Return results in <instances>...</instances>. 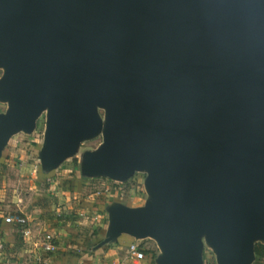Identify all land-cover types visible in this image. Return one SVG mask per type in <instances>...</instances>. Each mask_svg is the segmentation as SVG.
Listing matches in <instances>:
<instances>
[{"label": "water", "instance_id": "1", "mask_svg": "<svg viewBox=\"0 0 264 264\" xmlns=\"http://www.w3.org/2000/svg\"><path fill=\"white\" fill-rule=\"evenodd\" d=\"M0 159L48 109L41 169L147 173L143 206L105 205L97 250L156 240L154 264H252L264 244V0H0ZM104 143L79 152L98 134ZM2 219L0 218V224Z\"/></svg>", "mask_w": 264, "mask_h": 264}, {"label": "rangeland", "instance_id": "2", "mask_svg": "<svg viewBox=\"0 0 264 264\" xmlns=\"http://www.w3.org/2000/svg\"><path fill=\"white\" fill-rule=\"evenodd\" d=\"M5 73V69L0 67V80ZM9 108V104L6 101L0 100V115L5 114ZM101 120L103 121V129L96 135L84 139L79 145V152L86 153L88 151L96 152L104 143V126L106 123V109L100 107L98 109ZM48 127V109L43 110L35 121V127L32 132L20 131L12 136V139L5 150V154L0 159V205L3 208L17 204H21L26 207L28 214H32L34 218L37 215L36 211H31L34 208L33 202L38 193V170L40 167L39 161L36 160L37 149L40 148L43 143ZM80 158H70L63 163V166L58 169V178L61 176H69V178L76 175L80 169ZM147 173L144 171H136L128 180L117 181L113 180L109 176H95L82 179L74 186L77 191L73 193L68 185L66 191L70 192V202H73V208L71 212H68L69 219H72L75 226L78 227L80 235L90 236L94 242H98L103 239L108 218L105 217V205L112 202H121L132 207L143 206L148 198V192L145 186V180ZM67 182V181H66ZM50 183H54L53 179ZM57 185V182L54 184ZM55 198L53 197V206L56 204L60 206L66 203L67 199L63 195L61 189H54ZM17 195V200H15ZM51 197V193L49 192ZM55 199V200H54ZM136 204H141L136 206ZM57 208V207H56ZM55 208L56 217L61 220L65 218L63 212L57 214ZM54 209V207H53ZM13 213V212H11ZM31 217V219H33ZM34 220V219H33ZM35 221V220H34ZM40 233H44L40 232ZM45 234V233H44ZM143 243L150 254L147 262L142 264H153L155 257L159 254L160 249L156 240L152 238H146L138 240ZM203 249L202 256L205 264H218V257L213 246L210 245L206 236L203 237ZM262 244L261 240H257V244ZM116 244H110L105 248V253H111ZM120 247L127 249L126 244H120ZM126 246V247H125ZM119 249L122 256L125 257L126 251ZM153 258V261L151 259ZM127 258V255L125 259ZM122 261V260H120ZM128 264H131L127 260ZM155 263V262H154ZM252 264H264V258L259 257L256 254L255 260Z\"/></svg>", "mask_w": 264, "mask_h": 264}, {"label": "crops", "instance_id": "3", "mask_svg": "<svg viewBox=\"0 0 264 264\" xmlns=\"http://www.w3.org/2000/svg\"><path fill=\"white\" fill-rule=\"evenodd\" d=\"M62 166L63 164L61 167ZM58 176L59 175L56 174V176L53 178L54 183H52L49 192L51 193V197L55 198L53 190L61 189L67 201L60 206L54 204L53 211L57 207V214L63 212V215L65 214L64 217L68 219L57 220L53 217L54 215L50 218L42 216L43 210L37 206H32L34 209L31 211L37 212V215H35L33 218L31 213L28 214L26 207L21 204H17V201H15L16 203L12 206H8L6 208L1 207L2 213H0V218L2 219V223L0 226L2 225V227L0 228V264H128L127 258L125 259L127 254H125V257H123L121 251L119 250L123 248L119 246L120 244H126V246H128L130 237L127 235H122L118 241L114 243L116 245L113 248V251H111V253H106L105 256L97 254L93 256L85 253L77 256L79 253H75V251L77 252L79 249L82 250L83 247L75 242L76 238L74 234H79L80 231L78 230V227L75 226L74 222L71 224L72 219H69L68 214V212H71V209L74 206L73 202H70V198L68 197L71 193L67 192V188L64 187L66 181L69 179V176H61L60 178H58ZM56 182L57 185H54ZM14 197L15 200H17L18 196L15 195ZM139 205L141 204H136V206ZM19 213L28 216L30 220L29 225L31 228V235L29 237L25 238L22 236L24 240L22 245L20 244L19 235L17 234L16 236V233H14L12 229L6 227V222H11L5 219V217L8 215H17ZM103 213H105V217L107 219V213ZM31 217L35 221L31 219ZM107 225H105L106 229ZM43 231L45 234L51 233L53 235V243L56 246V249L49 253H43V261L37 262L36 258L40 252H37L34 244L41 239L44 233L40 232ZM8 241L12 242V244L6 245V242ZM123 249L127 253V249Z\"/></svg>", "mask_w": 264, "mask_h": 264}, {"label": "trees", "instance_id": "4", "mask_svg": "<svg viewBox=\"0 0 264 264\" xmlns=\"http://www.w3.org/2000/svg\"><path fill=\"white\" fill-rule=\"evenodd\" d=\"M38 151H39V148L37 149L36 160H38L37 159ZM56 172H58V170L46 173L41 169V167H39V170H38V176L39 177L37 180H38V185L40 187H39L38 193H36V196L34 198L33 206H37V207L41 208L43 210L42 216H45L48 218L52 217L55 214L53 211V199L49 195V190L51 188L50 180L56 176ZM82 179L83 178H81L80 173L78 172L74 176L71 175V177L67 180L66 184L69 187H71L70 189L72 191L75 192V191H77V189H75L74 186H76L77 183L80 182ZM17 215H22V214L19 213ZM53 217L56 218L57 220H61L60 218L56 217L55 215ZM1 227H2V225L0 226V228ZM6 227L12 229L13 232L16 233V236H17V234L19 235L20 244L22 245L23 241H24L23 237H22L23 236L22 231L24 229V226H22L18 223H15V222H11V223L6 222ZM74 236L76 238L75 242H77L81 247H83L82 250L79 249L77 252L75 251V253H79L78 255L74 253L77 256H79L80 254H83V253L90 254L93 256L96 254L102 255L105 253V248L108 247V246H104V247H101L97 250H94L93 248L97 244V242H94L92 237L80 235V234H74ZM16 241H17V238H16ZM132 241H133V239L130 237L129 243H131ZM10 244H12V242H10V241L6 242V245H10ZM148 252L149 251L147 250L146 253L150 257V254L152 252H149L150 254H148ZM255 252L259 257L264 258V244H261V243L257 244L255 247ZM151 259L153 261L152 257H151ZM152 263L154 264V262H152Z\"/></svg>", "mask_w": 264, "mask_h": 264}, {"label": "built area", "instance_id": "5", "mask_svg": "<svg viewBox=\"0 0 264 264\" xmlns=\"http://www.w3.org/2000/svg\"><path fill=\"white\" fill-rule=\"evenodd\" d=\"M0 213H2V208L0 205ZM5 219L9 222H15L22 226L24 229L22 231L23 237L27 238L31 235L30 220L26 215H8ZM34 247L37 249L38 257L36 258L37 262L43 261V253L52 252L56 249V246L53 243V235L51 233L43 234L41 239L34 244ZM147 248L144 247L143 243L134 240L127 246V260L132 264H142L147 261L148 255L146 253Z\"/></svg>", "mask_w": 264, "mask_h": 264}]
</instances>
